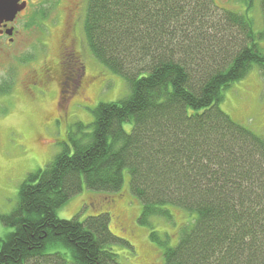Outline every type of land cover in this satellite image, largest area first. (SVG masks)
I'll use <instances>...</instances> for the list:
<instances>
[{
    "label": "trees",
    "instance_id": "obj_1",
    "mask_svg": "<svg viewBox=\"0 0 264 264\" xmlns=\"http://www.w3.org/2000/svg\"><path fill=\"white\" fill-rule=\"evenodd\" d=\"M83 30L91 56L129 93L98 104L92 122L72 126L62 152L25 177L15 209L0 216L11 230L0 264H120L111 245L130 246L110 232L109 214L79 221L57 211L83 186L118 193L125 172L140 226L172 223L168 206L194 217L174 247L149 232L164 264H264V139L219 108L253 68L264 77V35L213 0H87Z\"/></svg>",
    "mask_w": 264,
    "mask_h": 264
},
{
    "label": "rangeland",
    "instance_id": "obj_2",
    "mask_svg": "<svg viewBox=\"0 0 264 264\" xmlns=\"http://www.w3.org/2000/svg\"><path fill=\"white\" fill-rule=\"evenodd\" d=\"M71 1L63 0V4L66 6ZM260 1L213 0L217 8L248 18L253 32L264 35ZM76 2L80 4L77 24L80 42L75 46L87 59L91 57L94 64L88 63L83 85L70 95L69 123L62 127L60 133L57 127L50 128V131L44 128L48 118L57 117L59 90L56 85H52L46 97L39 93L38 87H31L30 93L25 90L30 70L40 68L46 59L55 60L59 40L63 36L68 39L69 29L52 23L58 18L54 12V1L51 5L54 10L49 15H37L28 29L21 25L16 43L0 53V84L7 81L10 85L8 93L0 94V216L8 215L15 209L19 187L25 177L44 169L62 152L72 126L90 124L92 111L98 104L117 102L129 93L126 82L120 76L110 73L91 56L83 30L87 0ZM47 37L48 49L45 47ZM256 43L264 54V36ZM30 58H33L30 63H22ZM65 89L61 98L67 94L68 88ZM219 108L235 123L264 139V77L258 68H253L246 78L223 92ZM125 128L130 130V125ZM167 208L173 216L172 223L155 218L151 221L150 230L140 226L141 204L131 194L129 175L125 172L118 193L92 192L83 186L79 194L57 211V216L62 220L84 221L89 216L107 213L110 216V232L131 247L120 243L111 245L110 249L118 256L120 264H164L162 250L150 242L149 232L153 230L161 238L168 236L169 246L174 247L178 243L180 229L194 221L193 216L181 209ZM10 232L0 222V239ZM48 252H59L70 261V255L64 248H53Z\"/></svg>",
    "mask_w": 264,
    "mask_h": 264
},
{
    "label": "flooded vegetation",
    "instance_id": "obj_3",
    "mask_svg": "<svg viewBox=\"0 0 264 264\" xmlns=\"http://www.w3.org/2000/svg\"><path fill=\"white\" fill-rule=\"evenodd\" d=\"M53 1L56 8L54 12L58 14V18L56 20L53 19L52 23L59 25V27L62 26L64 29L68 28V39L63 36L59 40V48L56 49L55 60L46 59L40 68L30 70V78L25 90L30 93L31 87H38L40 89L39 93L46 97L52 85H56L59 90L57 117L48 118L44 123V128L50 131V128L57 127L60 133L62 127L69 123V108L72 100L71 97L61 98L64 80H68L69 88L71 89L68 95L78 91L83 85L88 63L94 64L91 57L89 58L87 55V59L84 53L77 50L75 46L77 42H80L77 29L80 4L76 0H72L66 6L63 4V0H1L0 53L11 49L16 43L21 25L28 29L29 25L35 21L37 15H49L54 10L53 6H51ZM5 10L12 11L14 16L11 19L2 18L1 14H4ZM65 17L67 18L66 20ZM47 30L48 34L49 29L47 28ZM48 39L49 37L46 38L45 42L47 49L49 48ZM28 63L30 62L26 64Z\"/></svg>",
    "mask_w": 264,
    "mask_h": 264
},
{
    "label": "water",
    "instance_id": "obj_4",
    "mask_svg": "<svg viewBox=\"0 0 264 264\" xmlns=\"http://www.w3.org/2000/svg\"><path fill=\"white\" fill-rule=\"evenodd\" d=\"M1 2V0H0ZM14 16V13L10 10H5L4 14H1L2 18L11 19Z\"/></svg>",
    "mask_w": 264,
    "mask_h": 264
}]
</instances>
